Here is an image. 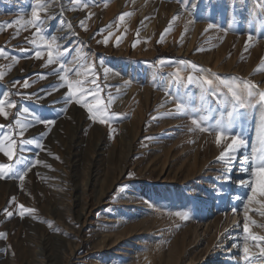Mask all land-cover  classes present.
<instances>
[{
    "label": "rangeland",
    "instance_id": "374dc122",
    "mask_svg": "<svg viewBox=\"0 0 264 264\" xmlns=\"http://www.w3.org/2000/svg\"><path fill=\"white\" fill-rule=\"evenodd\" d=\"M34 2L0 0V98L15 105L0 137L18 141L13 161L0 153L14 165L0 179V264H244L246 212L264 236V197L248 203L257 178L243 163L262 109L235 106L231 132L245 146L230 160L219 159L231 140L217 145L215 122L235 104L220 80L264 90V0H48L42 34L57 38L70 80L91 69L108 124L68 102L66 73L21 27ZM19 204L35 211L21 217Z\"/></svg>",
    "mask_w": 264,
    "mask_h": 264
},
{
    "label": "snow or ice",
    "instance_id": "6c2138e0",
    "mask_svg": "<svg viewBox=\"0 0 264 264\" xmlns=\"http://www.w3.org/2000/svg\"><path fill=\"white\" fill-rule=\"evenodd\" d=\"M73 3L76 0H72ZM87 4H84V7L87 8ZM48 0H35L32 10H31V18L24 21L21 24L20 20H17L15 23L21 24L23 28H33L35 29L34 35L39 36L40 41L42 42L43 48L46 50L47 53V65L52 64H59V67L62 71L66 74L60 77V79L66 83L68 89V102H72L75 99L76 104H81L85 107L91 117L93 119H98L102 124H108L109 119L106 115L107 106L104 100L101 99V92L97 83V80L94 77H89L88 72L91 71L90 68L85 69L83 66H77L75 70L76 76H84V79H77L75 81L70 80L68 78L67 73L71 72L72 69H67L64 67L63 63L60 61L61 53L59 51V47L55 46L56 37H51L49 40L46 36L42 34L41 25L43 23V19L41 13H47L48 11ZM130 15V13H122L119 16V20L123 21L125 16ZM177 17H173V20H176ZM8 27H12V23L9 22ZM3 25H0V30L3 29ZM209 28L213 27L212 25L208 26ZM86 30V29H85ZM167 31V29L165 30ZM253 39L252 35L249 34L248 41ZM33 45H37V40L33 39L31 41ZM41 45H37L40 47ZM247 47V42H246ZM6 49L0 48V57L5 56ZM34 56L37 59L42 58L41 51H35ZM264 59V58H262ZM15 63V61H14ZM192 68H196L195 64H191ZM259 70V69H258ZM4 75L3 72H0V78ZM41 79H45V75L40 76ZM188 80H192V76H188ZM201 80L206 85H212L214 83L213 80L208 79L207 77H201ZM220 83L224 85L227 89L228 93H230L232 100L235 102L233 111L227 112V120H216V143L220 145L222 140H227L230 137L231 142L227 144V147L221 153L219 159L224 160L227 157L229 160L233 158L234 154L244 145L243 139L239 135L232 134L231 127L233 122V117L235 115V106L240 108H245L248 106L250 101H255L256 104L261 106V115L260 120L256 128V142L251 147L250 155H246L244 157V164H251V175L256 177L255 181H248V184L251 186V194L248 195L247 201L248 203L257 202L261 203V201L257 200V196L264 197V90H260L257 85L252 84L250 82H244L241 84H234L228 80H220ZM91 85L90 87H85V85ZM23 86L27 88L29 83L27 80L24 81ZM63 86V84L61 85ZM59 90V89H56ZM8 93H3L5 98L8 97ZM107 103H111L109 99ZM15 105L12 102L7 101L4 98H0V116L4 117L5 119L8 118L9 112L6 108L11 109ZM176 109L178 112H183L184 105L177 104ZM27 111V109H25ZM36 119L45 125H52L55 123L54 120H42L39 117ZM193 124L197 127H200V122L197 120H193ZM8 127L9 129L12 128V125H0V128ZM200 130L202 131H211L212 129L203 128L201 127ZM17 133H10L5 132L3 137H0V153H2L5 157L8 158L9 161H13L16 155V150L18 147V141L15 139V135ZM19 136L23 137L24 135V126L21 125V128L18 130ZM14 165L12 163H0V179L8 178L10 174L13 173ZM242 171H248L247 168H242ZM18 178L23 181L25 179V173L20 172ZM245 181L241 180L240 184L245 185ZM20 209L19 215L24 217L26 213H32L35 210L26 208L23 204L17 205ZM245 209H248V204L244 205ZM7 216L11 217L13 212L8 211L7 209L4 210ZM235 211V209H233ZM251 211H259L257 209H252ZM264 214V213H261ZM177 215H180L179 213ZM182 218L187 219V215L185 214ZM250 217L245 213V222L243 225V232H244V245H243V260L244 264H252V260H262L264 261V236H258L253 234L250 231L249 225ZM256 221H252V224H255ZM248 241H253L256 244V247L259 248L258 254H252L249 251Z\"/></svg>",
    "mask_w": 264,
    "mask_h": 264
}]
</instances>
